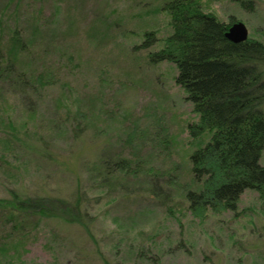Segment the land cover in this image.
Listing matches in <instances>:
<instances>
[{
    "label": "rangeland",
    "instance_id": "1",
    "mask_svg": "<svg viewBox=\"0 0 264 264\" xmlns=\"http://www.w3.org/2000/svg\"><path fill=\"white\" fill-rule=\"evenodd\" d=\"M164 1L22 0L19 27L27 35L41 28L32 56L23 59L38 95L0 80V200L84 192L96 245L63 222L31 220L18 233L0 210L5 256L24 264H103L100 251L109 264H264L257 193L241 195L236 215L202 220L186 212L179 193L171 212L145 193L151 180L186 183V159L197 146L186 132L197 116L174 82L175 67L148 63L170 33ZM196 1L220 22L243 23L248 38L264 44V0H250L247 9L238 0ZM147 32L158 41L145 50L139 46ZM80 127L84 136L73 138ZM107 160L130 169L112 172L108 187L101 185ZM140 249L143 258L135 256Z\"/></svg>",
    "mask_w": 264,
    "mask_h": 264
},
{
    "label": "trees",
    "instance_id": "2",
    "mask_svg": "<svg viewBox=\"0 0 264 264\" xmlns=\"http://www.w3.org/2000/svg\"><path fill=\"white\" fill-rule=\"evenodd\" d=\"M2 1L0 63L4 67L0 64V74H4L0 76L4 78L0 80L12 84L16 93L30 91L37 96V86L28 77L23 59L32 56L41 28L32 27L27 35L25 27H19L22 0ZM237 2L246 9L252 4L250 0ZM160 10L169 19L170 33L159 50L148 54V63L156 66L166 62L175 67L174 82L197 116L196 122L186 125L187 139L197 146L186 159V183L176 188L178 183L171 178L163 183L151 180L145 193L157 205L167 206L168 211L179 193L186 212L200 220L225 211L236 215L245 191L257 193L264 201V166L260 164L264 150V44L249 38L241 43L227 41L225 33L235 21L220 22L214 14L204 12L196 0H166ZM144 36L141 49L158 41L154 32ZM15 67H19V73H14ZM74 132L75 139L85 134L81 127ZM102 164L105 172L101 185L106 187L112 172H130L124 160ZM87 200L91 199L84 192L76 191L69 199L12 193L9 199L0 200V210L18 233H23L24 222L50 220L80 227L96 245L89 225L92 218L84 209ZM97 254L103 264H109L100 251ZM135 256L143 258L144 251L140 249ZM0 264L24 262L0 252Z\"/></svg>",
    "mask_w": 264,
    "mask_h": 264
},
{
    "label": "water",
    "instance_id": "3",
    "mask_svg": "<svg viewBox=\"0 0 264 264\" xmlns=\"http://www.w3.org/2000/svg\"><path fill=\"white\" fill-rule=\"evenodd\" d=\"M227 41L233 43H241L248 39V31L245 25L241 22L233 23L225 33Z\"/></svg>",
    "mask_w": 264,
    "mask_h": 264
}]
</instances>
